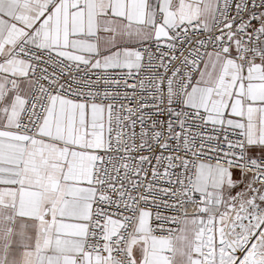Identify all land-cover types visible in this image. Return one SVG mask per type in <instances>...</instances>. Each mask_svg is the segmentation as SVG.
<instances>
[{
  "label": "snow or ice",
  "instance_id": "snow-or-ice-1",
  "mask_svg": "<svg viewBox=\"0 0 264 264\" xmlns=\"http://www.w3.org/2000/svg\"><path fill=\"white\" fill-rule=\"evenodd\" d=\"M0 264H264V0H0Z\"/></svg>",
  "mask_w": 264,
  "mask_h": 264
}]
</instances>
